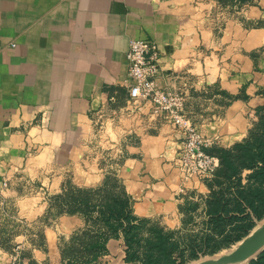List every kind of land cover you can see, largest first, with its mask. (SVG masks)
Instances as JSON below:
<instances>
[{
    "label": "crops",
    "instance_id": "1",
    "mask_svg": "<svg viewBox=\"0 0 264 264\" xmlns=\"http://www.w3.org/2000/svg\"><path fill=\"white\" fill-rule=\"evenodd\" d=\"M132 39L157 44L158 84L186 95L206 149L248 136L264 106V0H0V264L16 245L25 264H59L61 239L87 221L44 225L51 198L109 173L138 217L184 237L203 225L210 190L183 177L182 132L145 101L127 112ZM107 246L103 264H134L122 237Z\"/></svg>",
    "mask_w": 264,
    "mask_h": 264
},
{
    "label": "trees",
    "instance_id": "2",
    "mask_svg": "<svg viewBox=\"0 0 264 264\" xmlns=\"http://www.w3.org/2000/svg\"><path fill=\"white\" fill-rule=\"evenodd\" d=\"M205 151L218 157L219 166L206 180L210 193L198 232L184 237L158 221L138 217L120 179L109 173L98 187L70 183L51 198L42 221L65 214H81L87 221L85 228L61 239L54 259L59 264H103L100 258L108 253V242L122 237L128 263L188 264L241 242L264 220V106L257 109L246 139ZM198 208L194 202L183 207L187 223L195 222ZM2 233L7 234L4 244L11 233ZM38 235L42 240V232ZM248 264H264V251Z\"/></svg>",
    "mask_w": 264,
    "mask_h": 264
},
{
    "label": "built area",
    "instance_id": "3",
    "mask_svg": "<svg viewBox=\"0 0 264 264\" xmlns=\"http://www.w3.org/2000/svg\"><path fill=\"white\" fill-rule=\"evenodd\" d=\"M129 91L127 112H132L141 102H147L155 114L172 122L184 137L179 153V168L185 179L207 180L219 166L218 157L205 151L210 140L205 138L186 115V95L181 91L167 90L158 84L160 51L154 41L132 39L128 51ZM4 188L7 183H4ZM23 247L16 245L7 264H25Z\"/></svg>",
    "mask_w": 264,
    "mask_h": 264
},
{
    "label": "water",
    "instance_id": "4",
    "mask_svg": "<svg viewBox=\"0 0 264 264\" xmlns=\"http://www.w3.org/2000/svg\"><path fill=\"white\" fill-rule=\"evenodd\" d=\"M264 251V221L229 254L209 258L196 264H248Z\"/></svg>",
    "mask_w": 264,
    "mask_h": 264
},
{
    "label": "rangeland",
    "instance_id": "5",
    "mask_svg": "<svg viewBox=\"0 0 264 264\" xmlns=\"http://www.w3.org/2000/svg\"><path fill=\"white\" fill-rule=\"evenodd\" d=\"M49 219H51V217H50ZM49 222H50L49 220H48V222H44V221H42V223H43L44 225H47L48 227L50 226V223H51V222H50V223H49ZM8 224H9V223H6V226H8ZM235 248H236V245H235V246H231V247L224 248V249L221 250L220 252H218V253H216V254H213V255H203V256H201L198 260L193 261V262L188 263V264H196V263H198V262H200V261H202V260L209 259V258H218V257H220V256H222V255H225V254H229V253H231Z\"/></svg>",
    "mask_w": 264,
    "mask_h": 264
}]
</instances>
